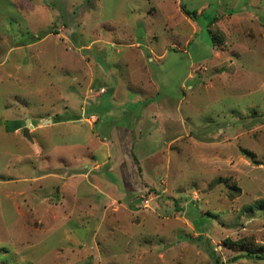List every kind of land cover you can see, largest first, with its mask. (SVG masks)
<instances>
[{
  "label": "rangeland",
  "instance_id": "1",
  "mask_svg": "<svg viewBox=\"0 0 264 264\" xmlns=\"http://www.w3.org/2000/svg\"><path fill=\"white\" fill-rule=\"evenodd\" d=\"M259 200L264 0H0V264H264Z\"/></svg>",
  "mask_w": 264,
  "mask_h": 264
},
{
  "label": "trees",
  "instance_id": "2",
  "mask_svg": "<svg viewBox=\"0 0 264 264\" xmlns=\"http://www.w3.org/2000/svg\"><path fill=\"white\" fill-rule=\"evenodd\" d=\"M184 12L187 15L192 16V17L195 16V14H196L195 12H190V11H188L186 9H184ZM213 38L215 39V37H213ZM241 152H242L243 155H245L246 157L250 158L252 161H256L255 156H254V154L251 151L246 150V149H242ZM248 207L251 208V209L252 208H256V209L264 208V201L263 200H259V201L255 202L254 205H250ZM227 241H229V243L231 242L230 240H227ZM231 243L232 244H237L239 246L246 245V242H244V240H237L235 243L234 242H231Z\"/></svg>",
  "mask_w": 264,
  "mask_h": 264
},
{
  "label": "water",
  "instance_id": "3",
  "mask_svg": "<svg viewBox=\"0 0 264 264\" xmlns=\"http://www.w3.org/2000/svg\"><path fill=\"white\" fill-rule=\"evenodd\" d=\"M49 122H50V120H48ZM29 127H33L32 126V124H30V120L29 119H27V123H26V125L24 126V128H23V134H24V136L26 137V138H28L29 140H31V136H30V134H29V131H28V128Z\"/></svg>",
  "mask_w": 264,
  "mask_h": 264
}]
</instances>
